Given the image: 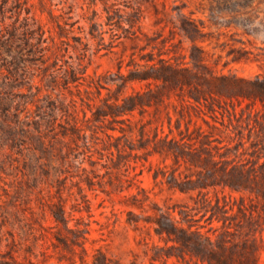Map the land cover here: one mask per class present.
<instances>
[{
    "label": "rangeland",
    "instance_id": "374dc122",
    "mask_svg": "<svg viewBox=\"0 0 264 264\" xmlns=\"http://www.w3.org/2000/svg\"><path fill=\"white\" fill-rule=\"evenodd\" d=\"M27 4L49 45L0 50V264H207L161 224L234 236L241 208L264 264V0Z\"/></svg>",
    "mask_w": 264,
    "mask_h": 264
},
{
    "label": "trees",
    "instance_id": "16d2710c",
    "mask_svg": "<svg viewBox=\"0 0 264 264\" xmlns=\"http://www.w3.org/2000/svg\"><path fill=\"white\" fill-rule=\"evenodd\" d=\"M1 3L3 12L12 10L16 19L11 28H8L6 25L1 26L0 50L12 45H23L34 50H41L49 45L48 36H45L46 29L43 24L39 23L31 15L32 7L27 6L28 0H1ZM21 17V23L18 24L17 21ZM50 18L55 22V28H58L56 31L57 36H64L67 32V22L60 21L59 14H55L52 11L50 12ZM6 31L10 36L6 34ZM50 39L56 42L54 36H50ZM176 69L167 63L164 64L159 74L150 73L140 76H129L127 81L149 77L155 79L162 78L165 81H170L175 77L176 72H178ZM12 72L15 75L18 73L16 71ZM77 73L78 71L74 69L67 72L64 76L65 83L68 84L76 81L78 79ZM142 94V92H136L126 95L121 104L122 110H120V114L131 113L136 108H143L145 104H149L143 101L141 98ZM108 106L109 109L104 114L113 116L117 114L116 110H114V105L109 104ZM235 215L242 217V221L237 224V231H235L234 236H230V230L226 228L224 233L213 236L208 232L193 229L190 223L187 226L176 223L161 224V230L159 232H166L168 240L173 241V246L180 248L181 253L175 254L178 257L184 258L188 254L190 256H196L207 264H258L261 246L257 239L251 235V232L248 233L252 231L253 222L256 217L242 208ZM218 219L220 220L221 218L219 217ZM108 262L109 257L104 255L103 262L94 260L93 264H108Z\"/></svg>",
    "mask_w": 264,
    "mask_h": 264
}]
</instances>
